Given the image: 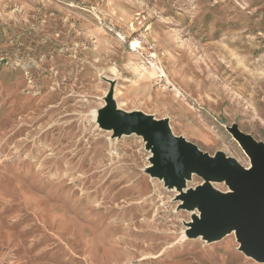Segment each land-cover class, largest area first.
<instances>
[{"label":"rangeland","instance_id":"374dc122","mask_svg":"<svg viewBox=\"0 0 264 264\" xmlns=\"http://www.w3.org/2000/svg\"><path fill=\"white\" fill-rule=\"evenodd\" d=\"M100 110L248 168L232 128L264 144V0H0V264H257L235 231L197 237L153 147Z\"/></svg>","mask_w":264,"mask_h":264},{"label":"water","instance_id":"95a60500","mask_svg":"<svg viewBox=\"0 0 264 264\" xmlns=\"http://www.w3.org/2000/svg\"><path fill=\"white\" fill-rule=\"evenodd\" d=\"M103 124L118 132L143 135L158 159L154 172L163 175L166 183L179 185L191 172L200 174L207 182L224 181L230 192L220 193L205 183L181 196L183 207L196 206L200 212V220H194L191 231L208 240L235 231L241 251L264 263V144L237 127L232 128L250 159L249 168H245L222 153L210 157L174 136L165 120L108 111L104 113Z\"/></svg>","mask_w":264,"mask_h":264},{"label":"bare ground","instance_id":"6f19581e","mask_svg":"<svg viewBox=\"0 0 264 264\" xmlns=\"http://www.w3.org/2000/svg\"><path fill=\"white\" fill-rule=\"evenodd\" d=\"M111 106H113V102H111ZM99 112V113H98ZM98 112H94V118H96V119H98L97 121L99 122V126H101V127H103L104 126V124H103V119H104V113L102 112V110H100V111H98ZM106 130H108L107 128H106ZM144 139L145 140H147L145 137H144ZM150 147H152V146H150ZM156 161H158V159L155 157V159H154V163L156 162ZM250 166V165H249ZM249 166H248V168H249ZM193 174H195V172H191L190 174H189V176L188 177H183L182 179H181V182H180V184L179 185H176V184H174V183H172L171 185L172 186H174L175 185V187H179V189H178V191L180 192V194L179 195H186V193H188L189 191H191V190H194L196 187H199V186H203L205 183H209V182H207L206 180H203V183L201 184V185H198V186H196L195 188H187V189H184L185 188V182L188 180V179H190L191 178V176L193 175ZM159 178H161L164 182L166 181L165 180V178H164V176L163 175H161V176H158ZM227 192H230V190H227L225 193H227ZM180 202V206H182L183 205V203H184V201L183 200H179ZM190 210H194V209H198L196 206H193L192 208H189ZM199 211V210H198ZM195 219H197V220H200V214L199 215H197V217L195 218ZM194 219V220H195ZM194 220H192V221H190L189 222V224H188V226H190V230H192L191 229V226H192V224H193V222H194ZM231 233H234V231H231ZM197 237H202V236H197ZM203 238V240H205L206 242H212L213 240H208V239H205L204 237H202ZM241 252V251H240ZM248 258H251L250 256H247ZM252 259V258H251ZM220 260V259H219ZM253 260V259H252ZM254 261V260H253ZM220 262V261H219ZM257 264H264V263H260V262H257V261H255Z\"/></svg>","mask_w":264,"mask_h":264},{"label":"crops","instance_id":"0c3cea01","mask_svg":"<svg viewBox=\"0 0 264 264\" xmlns=\"http://www.w3.org/2000/svg\"><path fill=\"white\" fill-rule=\"evenodd\" d=\"M238 255H239V254H238ZM242 259H243V257L241 256V259H240V263H239V264H242V262H243Z\"/></svg>","mask_w":264,"mask_h":264}]
</instances>
